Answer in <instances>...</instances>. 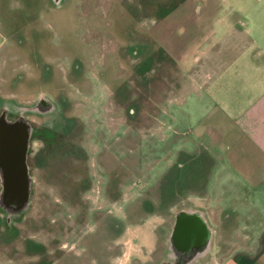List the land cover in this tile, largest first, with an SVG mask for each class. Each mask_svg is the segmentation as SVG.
I'll return each mask as SVG.
<instances>
[{"label":"rangeland","instance_id":"obj_1","mask_svg":"<svg viewBox=\"0 0 264 264\" xmlns=\"http://www.w3.org/2000/svg\"><path fill=\"white\" fill-rule=\"evenodd\" d=\"M28 2L15 3L14 16H19L13 22L15 33L0 26V62L5 61L1 52L9 58V70L0 71V96L23 104L42 90L59 98L58 105L68 111L66 119H80L87 156L74 161L72 149L63 144L62 152L68 154L34 164L29 208L15 226L19 239L24 234L38 241L42 228L54 245L73 242L75 252L84 247V256L76 264H89L88 243H93L90 251L98 260L110 255L111 264L142 263L154 257L157 249L163 255L162 228L168 227L178 209L207 210L208 222L216 231L217 212L230 208L242 218L244 232L255 242L248 245L243 239L223 257L230 245H215L220 242L215 232L210 264H264V253H259V262L252 260L257 244L264 245V182L258 188L249 186L250 195L230 201L228 186L222 188L221 183L238 173L227 163L210 181L207 200L201 204L206 210L196 198L203 194L212 164L209 155L202 156L206 151L195 135L207 126L233 129L224 139L230 143L238 130V113H219L214 95L203 93L200 102L196 92L190 91L192 80L201 79L197 74L206 67H226L232 62L230 53L209 50L216 42L214 6L208 11L207 24H199L193 22L203 9L199 0H65L66 8L87 21L76 30L77 45L84 53L57 59L62 63L50 59L52 63L44 67L39 46L49 39L45 48L59 47V40L54 32L46 38L37 21L21 22ZM41 5L36 0L33 17ZM62 16L68 25V13ZM24 28L28 33L23 34ZM62 88L63 99L57 94ZM173 100L187 113H171ZM66 136L73 137V129ZM72 137L67 141L74 142ZM103 140L110 147L102 159L97 152ZM103 218L109 221V229L99 226ZM118 226L122 232L115 234ZM68 227L75 229V235L62 237ZM1 229L4 233L3 225ZM2 245L6 249L5 241ZM115 245L121 248L117 257L113 256L118 252ZM35 252L31 263L38 260L40 251Z\"/></svg>","mask_w":264,"mask_h":264},{"label":"flooded vegetation","instance_id":"obj_2","mask_svg":"<svg viewBox=\"0 0 264 264\" xmlns=\"http://www.w3.org/2000/svg\"><path fill=\"white\" fill-rule=\"evenodd\" d=\"M19 1L22 2V0H0V26L1 28L7 30V32H14L15 28L13 27V22L15 17L14 16L15 9L14 6L15 3ZM26 1V0H25ZM28 5L26 6V12L21 17V22L26 23L28 22L30 24V20L33 22H38V27L42 31L43 34H47L45 36L46 38L51 37V33L54 32L55 36H57L59 40V47H49L45 48V44L48 42L49 39L45 43H42L41 46H39L40 52H41V60L45 61V66H48L49 63H52L50 59H55L58 63H62V61L57 59H67L69 56H78L79 54L84 53V50L82 47L78 46V36L76 35V30L82 26L84 20L80 19V16L75 13V10H71L70 8L65 7V0H39L42 4L38 16L33 17V6L36 3V0H28ZM217 1L218 0H208V4H205L206 0H199V3L201 6H203V9L200 10V13L198 14V19H193V22L198 21L199 24H207L208 20L206 18H209V10L210 7L214 6L215 9V18L217 14ZM190 3V1H188ZM39 4V3H38ZM9 6L8 10L3 9V6ZM207 5V7H206ZM77 12V11H76ZM68 13V21L69 24L67 25L64 22V19L62 16L63 14ZM16 18V19H17ZM215 20V19H214ZM91 22V20H90ZM28 29H23V34L28 33ZM5 57V61L0 62V71L3 70H9V58L6 56L5 52H1V56ZM43 55V56H42ZM79 57V56H78ZM44 58V59H43ZM56 62V63H57ZM57 63V64H58ZM56 64V65H57ZM51 67V66H50ZM50 69V68H49ZM69 78L66 76V86L69 84ZM8 82V80L6 81ZM2 85L9 86L8 83L2 82ZM65 90V88H62L59 90V93H62ZM8 91V90H7ZM7 91L5 92L7 96ZM51 94L48 91H39L37 95H35L34 98L29 96L30 98L24 100L25 103L19 104L13 101V99L9 97H2L0 96V130H9L7 132H12L15 136L11 137L12 142L9 144L8 157H4V153L0 151V192L2 190V181L3 178H8L9 180H18L20 176H16L13 174H9L8 176L3 172L2 163H15V161L20 160L19 158L15 157L17 155L16 149L18 148V157L23 154L24 163L21 167L23 168V171H25V176L21 177L19 180L25 179V183L27 181V175L29 176V179H31L32 182V170L34 169V164L39 165L41 162L46 158H61V156H64L68 154L69 151L62 152L64 150L63 144L69 145L72 149V152H70L72 155H74L73 160L79 161L85 159L87 156L86 150L82 146V139L83 134L80 133V119H78L76 116L75 118L71 119L70 121L67 118L68 115L65 113H68V111L65 109H61L60 105H58V99L50 96ZM56 95V94H55ZM11 96V95H9ZM59 97L63 99V95L59 94ZM65 100V99H64ZM64 107V106H62ZM69 122V123H68ZM120 123V122H119ZM73 129L74 136V142L67 141V139L70 140L66 134L68 131H71ZM79 130V131H78ZM5 132V131H4ZM80 133V134H79ZM17 134V135H16ZM17 137V138H16ZM10 138V137H9ZM16 139H19L20 141H17ZM104 141V140H103ZM105 143V144H104ZM110 145H108L105 141L102 143V147L100 148V151L98 150L99 158H104L106 155L104 153L105 149H109ZM3 155V156H2ZM206 153L205 156L206 157ZM10 157V158H9ZM106 157V156H105ZM200 158V157H199ZM204 158V159H205ZM7 160V161H6ZM201 162V158L199 159ZM206 160V159H205ZM2 162V163H1ZM187 169V168H186ZM189 169V168H188ZM187 169V170H188ZM183 171V170H182ZM186 171V170H184ZM27 173V175H26ZM18 177V178H17ZM167 182H172L168 178ZM158 184V183H157ZM170 184V183H169ZM159 185V184H158ZM174 188V187H173ZM174 190V189H173ZM169 191V190H168ZM168 196V194H167ZM166 196V199H167ZM151 207L152 203L150 202ZM150 207V208H151ZM153 208V207H152ZM188 207H183L178 209L176 212H178L181 209H187ZM201 208V207H200ZM11 211V212H10ZM10 211L2 208L0 205V248H3L2 241L6 242V253H2V249H0V264H64V261H67V264H76L77 260H82V257L84 256L83 250L80 248L78 252H75V243L67 244L65 241L62 243L56 242V245L50 243L51 241V235L46 234L45 231L41 228L40 230V239L38 241H35L33 239L27 238L26 235H22V239L19 230L15 227L17 222L19 223V219H21L23 216L22 213L19 214L14 209H11ZM13 211V213H12ZM175 212V213H176ZM175 213L173 216H170V224L168 227H163V241H164V250L163 255L159 256L158 252L159 249H157L156 252H154L155 256H157V262L154 264H159L162 260L166 259V255L168 253V241L169 234L171 232V227L175 223ZM2 217V219H1ZM229 219L228 221H230ZM227 221V222H228ZM102 224V226L109 229V221H106L103 218V222L99 223V226ZM3 225V228L5 229L4 233H1V226ZM227 226H229L227 224ZM165 230V232H164ZM35 232V230H34ZM122 229L120 226H118L116 233H121ZM124 232V231H123ZM217 234L216 236L219 237V243H215V245H218L219 247L224 246L226 243V236L223 235V232L220 228L216 229L215 231ZM123 234V233H122ZM200 234V233H199ZM198 234V235H199ZM203 234V233H202ZM201 234V235H202ZM62 237L68 238L69 236L75 235V229L73 227H68L65 229V232L61 233ZM200 235V236H201ZM225 236V237H224ZM200 239V237H199ZM116 240V239H115ZM200 243V242H199ZM93 243H88L86 249L89 253L88 263L89 264H111L112 256L107 255V258H104L102 260H98L97 258H94L92 255L90 249H92ZM214 243L211 246V253L207 252V256L203 259H200L198 262H195V264H204L207 262V264H210V257L213 254L215 250ZM117 245L113 246L114 248ZM160 248V246L158 245ZM117 248V247H116ZM39 249L40 254L38 255V260L36 263H31L30 255L31 253H36ZM118 252H115L113 254L114 257L119 256L121 248H117ZM56 255H53L55 254ZM81 253V257L80 254ZM105 253V251H104ZM76 255V257H75ZM153 256V255H152ZM151 256V259L149 261H142V263L134 262V264H143V262H146V264H149L151 260L155 258ZM98 260V261H97Z\"/></svg>","mask_w":264,"mask_h":264},{"label":"crops","instance_id":"obj_3","mask_svg":"<svg viewBox=\"0 0 264 264\" xmlns=\"http://www.w3.org/2000/svg\"><path fill=\"white\" fill-rule=\"evenodd\" d=\"M205 4H208V0ZM226 7H229L228 12L222 15L221 12ZM217 12L213 30L216 42L209 50L230 53L232 62L226 67H206L202 74H197L201 79L192 80L190 91L192 89L196 92L200 102L203 93L214 95L219 104V113H238V119H235L238 130L236 129V136L230 143H224V139L229 133H233V129L229 132L223 127H213V130L211 126H207V130L195 135L212 164L210 177L204 182L203 194L196 197L203 209L205 208L201 204L207 200L211 179L217 169H222L227 163L238 173L221 183L222 188L228 186L226 188L230 192V201L237 202V198L246 193L250 195L249 186L258 188L264 182V0H218ZM228 68L230 77L227 76ZM228 82H231L230 87ZM183 98L185 104L186 97ZM170 105L171 113H187L182 111L175 100ZM234 211L225 208L217 212L219 224L216 229L222 230L230 245L228 250H223V257L230 255L235 246L245 241L243 239L247 240L245 242L248 245L255 242L244 232L246 226L241 225L242 218ZM230 215L233 218L228 221ZM247 217L249 220V216ZM256 248L252 260L259 262V253H264V245L261 246L259 242Z\"/></svg>","mask_w":264,"mask_h":264},{"label":"water","instance_id":"obj_4","mask_svg":"<svg viewBox=\"0 0 264 264\" xmlns=\"http://www.w3.org/2000/svg\"><path fill=\"white\" fill-rule=\"evenodd\" d=\"M7 131L9 130H0V151L2 153L5 152L3 155L6 158L8 157L6 152H8L9 144L12 142L11 137L15 136L12 132ZM16 140L20 141L19 139ZM16 153L15 157L20 160L11 164L9 162L1 163L3 172L7 176L13 174L21 178L23 175L25 176V171L21 168L24 158L23 154L18 157V148ZM19 179L11 181V179L3 178L0 205L8 211L14 209L16 213L21 214L29 208L32 182L28 175L26 183L24 178V181ZM214 234L215 230L208 222L206 211L192 207L179 210L175 213V223L171 227V232L167 239L169 250L166 259L159 264H195V262L205 258L209 252L211 253L210 249L213 244Z\"/></svg>","mask_w":264,"mask_h":264}]
</instances>
